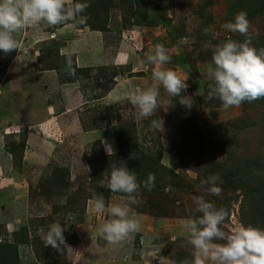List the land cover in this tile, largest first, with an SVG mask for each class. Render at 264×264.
Segmentation results:
<instances>
[{
    "label": "rangeland",
    "instance_id": "374dc122",
    "mask_svg": "<svg viewBox=\"0 0 264 264\" xmlns=\"http://www.w3.org/2000/svg\"><path fill=\"white\" fill-rule=\"evenodd\" d=\"M263 3L88 0L86 23L70 21L83 35L69 37L61 28L69 23L43 22L15 33L19 50L0 53V205L18 220L10 233L1 224L0 245L16 242L19 264H73L77 257L78 264H183L193 251L183 225L201 215L196 197L228 212L226 233L240 225L264 229L262 99L224 108L218 98L209 99L207 74L214 48L227 40L250 39L263 49ZM241 11L249 21L247 37L222 27ZM80 43L78 57L71 51ZM158 44L171 57L162 67L187 79L182 95L191 96L192 107L161 87L157 109L145 117L128 97L151 85L154 66L144 61ZM122 46L131 62H95H110ZM69 53L74 76L66 70ZM153 119L164 121L163 131L151 128ZM147 164L156 169L145 170ZM113 167L128 168L140 184L139 204L131 206L140 229L118 243L100 234L111 219L107 210L98 214L90 204L93 193L103 196L106 209L124 199L100 186ZM149 174L155 176L151 191L143 187ZM215 174L219 196L201 185ZM56 222L66 228L70 251L45 247L41 239L39 230ZM0 264L11 262L0 258Z\"/></svg>",
    "mask_w": 264,
    "mask_h": 264
},
{
    "label": "clouds",
    "instance_id": "9594fccd",
    "mask_svg": "<svg viewBox=\"0 0 264 264\" xmlns=\"http://www.w3.org/2000/svg\"><path fill=\"white\" fill-rule=\"evenodd\" d=\"M88 6V0H73L72 3L67 0H0V53L6 55L19 50L14 34L42 22L49 26L70 21L85 24L87 16L82 13ZM222 27L247 37V13L241 11L234 17V21ZM72 55L69 53L66 56L65 63L66 70L74 76ZM170 61L171 57L163 45H156L154 53L146 55L144 62L154 66L152 83L142 90L132 92L128 97L129 103L139 109L140 115L151 116L157 109L161 87L170 97H179L182 106L189 109L192 107L191 96L182 95L188 88L187 79H181L175 71L162 67ZM207 74L212 81L208 86V97L218 98L224 108L238 107L245 101L252 102L264 97V49L252 47L250 39L243 42L227 40L214 48ZM150 126L153 130L163 131L164 121L153 119ZM103 146L105 152L112 156V145L105 141ZM102 177L100 186L112 193L124 194V199L120 203L108 205L106 209L103 196L93 193L90 204L98 214L107 210L111 219L99 231L105 241L118 243L140 229V223L131 210V206L139 204L137 194L140 184L135 173L124 167H113L109 174H103ZM219 181L218 174L209 175L201 181V185L207 186L208 194L219 196ZM154 182L155 176L149 174L143 187L151 191ZM194 203L196 211L201 215L183 225V235L193 249L192 258L186 259L183 264H264V229L240 225L226 233L223 225L228 212L224 208H217L203 197H196ZM65 229L58 222L50 224L46 232L41 228L40 236L45 247L60 250L63 245L70 251L72 248L66 244ZM78 260L79 257L73 264H78Z\"/></svg>",
    "mask_w": 264,
    "mask_h": 264
},
{
    "label": "crops",
    "instance_id": "0c3cea01",
    "mask_svg": "<svg viewBox=\"0 0 264 264\" xmlns=\"http://www.w3.org/2000/svg\"><path fill=\"white\" fill-rule=\"evenodd\" d=\"M68 23L69 24H66V25L62 26L61 28L64 29L67 32V35L69 37H73L74 36L73 38H75V36L83 35L81 32L77 33V31H80V28L77 25H74L71 22H68ZM85 30L86 29H81V31H84V33H85ZM57 35H58V33H57ZM61 36H63V35L61 34ZM93 36L96 37V35H93ZM82 43H80V50L79 51L75 50V49L74 50L72 49L73 51H71V52H76L78 54V57H80L79 53L81 51V48H83L82 45H81ZM127 43L130 44V42H127ZM70 44H68V46H70ZM73 46H75V44ZM100 47L101 46H99V48ZM122 51L127 52L128 51L127 47L122 46V49H120L117 54L110 55L112 57L110 62L107 61L106 57H103V58H101V59H99V60H97L95 62L96 63L102 62L100 65H102L103 63L109 65L110 63H114V62H115L114 64H119V63H122V61L123 62H125V61L131 62V59H127V58L124 57V53ZM96 54L101 55V53H96ZM78 60H79L78 62L80 63L81 62V58H78ZM95 60H96V58H95ZM88 61H90V60H88ZM66 111H67V109H66ZM4 153H5V151L2 149V147H0V156H4L5 155ZM5 207H2V205H0V227H1V224L5 223L6 224L5 227L7 228V232L10 233V232L16 230V225H17V220L18 219H17V217H15V219H9V215H8V213H6V210L4 209ZM136 215H138V214H136ZM0 238H1V234H0Z\"/></svg>",
    "mask_w": 264,
    "mask_h": 264
},
{
    "label": "trees",
    "instance_id": "16d2710c",
    "mask_svg": "<svg viewBox=\"0 0 264 264\" xmlns=\"http://www.w3.org/2000/svg\"><path fill=\"white\" fill-rule=\"evenodd\" d=\"M260 8H261V10H264V3L262 4V6ZM90 24L93 25V28H101L100 26H103V25H98V24H94V23H90ZM96 25H98V26H96ZM263 49H264V46H263ZM116 68L117 67H114L113 68L114 71H117ZM261 99H262V104H263V107H264V97H261ZM158 164H159V162H158ZM143 168L145 170H151V169L154 170V169H156L154 164H147V165L143 166ZM10 247L13 248V249H15V253H14L13 250H11ZM0 250H1V255H0V258L1 259H4L6 262H11V264H19L18 263L17 243L16 242H15V244L2 243V245H0ZM7 253L10 255V257H9V255Z\"/></svg>",
    "mask_w": 264,
    "mask_h": 264
}]
</instances>
